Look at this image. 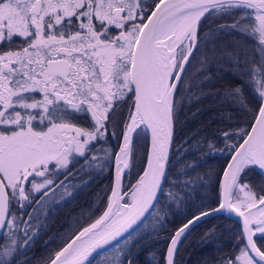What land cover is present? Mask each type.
Returning a JSON list of instances; mask_svg holds the SVG:
<instances>
[{"label":"snow or ice","instance_id":"obj_1","mask_svg":"<svg viewBox=\"0 0 264 264\" xmlns=\"http://www.w3.org/2000/svg\"><path fill=\"white\" fill-rule=\"evenodd\" d=\"M221 34L251 44L233 40L228 52ZM14 38L23 45L0 53V264L36 261L29 252L56 210L108 172L101 214L37 264H179L192 230L221 213L241 228L205 264H264V0H0V44ZM198 56L205 81L212 67L241 81L218 93L233 108L220 114L234 125L217 129L223 147L200 129L179 135L182 104L200 99L190 87ZM225 152L212 207L209 170H198ZM215 236L211 226L199 243Z\"/></svg>","mask_w":264,"mask_h":264},{"label":"trees","instance_id":"obj_2","mask_svg":"<svg viewBox=\"0 0 264 264\" xmlns=\"http://www.w3.org/2000/svg\"><path fill=\"white\" fill-rule=\"evenodd\" d=\"M148 2L151 3L152 0H148ZM209 22L215 26V24L230 21L212 20L210 18ZM233 40L239 41L241 44H251L250 40L241 35L229 36L221 34L218 37V42L223 45L224 49L228 52L233 51L236 47L232 43ZM220 55L221 53L218 49L217 56ZM199 58L198 56L196 60L191 61L193 68L190 69V87L193 92L200 96V99L190 104H182L177 117L179 121L177 127L180 129V136L200 129L201 134L212 138L219 148L223 147V142L216 136L217 129L223 128L224 130H228L234 127V125L221 118L220 114L222 112L233 111V108L231 105H221L218 93H221L226 85L239 84L241 81L233 77L230 72H217L216 67L210 69L214 74L212 81H205L203 77L200 76L199 72H195V69L200 66ZM214 64L216 66L223 64L224 67H231L230 64L222 60H214ZM194 72L195 76L192 75ZM197 85L202 89V93L197 91ZM245 92L249 97V101L254 103L252 94L248 92L247 88H245ZM121 112H127L126 104H121L117 108V113ZM235 119L240 127H247L250 117L241 115L236 116ZM71 122L80 127L89 126L87 117L77 116L73 118ZM109 145H111V148H114L115 140H110ZM109 145H105V147L109 148ZM111 148H109V150H111ZM143 154L144 148L139 154L141 159L143 158ZM227 159L228 154L226 152L223 154L217 153L198 170L200 172H203L204 169L209 170L210 179L206 181L209 185L206 192V201L212 207L216 206L215 201L219 199L220 177ZM112 179V172H108L105 176L98 177L88 189L80 193L76 200L56 210L55 214L51 217L48 229L41 233L35 240V244L29 252L30 256L36 257V261H33L32 264H37V261L53 254L54 251L58 250L64 242L68 240L74 231L90 222L103 210V201L98 202L96 194L100 192L102 188L111 185ZM261 179L260 174L253 171L249 175L248 182L256 185ZM102 194L103 193H101V195ZM82 210L91 212V216L84 215L81 217ZM211 226L216 227V236L213 238V243L200 244L199 240L202 234ZM170 227H174V225ZM239 230L240 225L233 218H228V216L222 213L210 216L206 221H202L193 229L188 239L184 242V246L178 257L179 264H205L206 261H214L217 256L232 250L230 248L234 244L236 234ZM162 235H167V233H163ZM156 246L162 251L166 246V242L160 240L156 243ZM104 264H109V261L105 259Z\"/></svg>","mask_w":264,"mask_h":264},{"label":"rangeland","instance_id":"obj_3","mask_svg":"<svg viewBox=\"0 0 264 264\" xmlns=\"http://www.w3.org/2000/svg\"><path fill=\"white\" fill-rule=\"evenodd\" d=\"M22 43H23L22 40L14 38L11 43L0 44V53H3L4 51H7L9 49H16V48L20 47V44H22ZM37 98H40L39 95H37ZM34 128H36V130H38V131H46L47 130L45 125L34 124ZM142 151H143L142 146L137 148L138 154H140Z\"/></svg>","mask_w":264,"mask_h":264},{"label":"water","instance_id":"obj_4","mask_svg":"<svg viewBox=\"0 0 264 264\" xmlns=\"http://www.w3.org/2000/svg\"><path fill=\"white\" fill-rule=\"evenodd\" d=\"M227 162H228V159H227L226 163H227ZM226 163H225L224 167L226 166ZM223 169H224V168H223ZM222 171H223V170H222ZM221 180H222V173H221V177H220V182H221ZM219 197H220V188H219ZM214 207H215V206H214ZM102 211H103V210H102ZM102 211H101V212H102ZM101 212H100L98 215H100ZM98 215H97L96 217H98ZM224 215H226V214H224ZM226 216H227V215H226ZM96 217H95V218H96ZM95 218H94V219H95ZM233 219H235V220L239 223L240 228H241V223H240V221H239L238 219H236V218H233ZM92 220H93V219H92ZM92 220H91L90 222H92ZM90 222H88V223H90ZM88 223H87V224H88ZM87 224L83 225L82 227L87 226ZM82 227H81V228H82ZM79 229H80V228H79ZM62 246H63V245H62ZM62 246H61V247H62ZM61 247H60V248H61ZM60 248H59V249H60ZM59 249H58V250H59ZM58 250H56V251H58Z\"/></svg>","mask_w":264,"mask_h":264},{"label":"flooded vegetation","instance_id":"obj_5","mask_svg":"<svg viewBox=\"0 0 264 264\" xmlns=\"http://www.w3.org/2000/svg\"><path fill=\"white\" fill-rule=\"evenodd\" d=\"M113 34H115V33H113ZM23 45V43L22 44H20V46H22ZM79 117V116H78ZM260 241H258V243H259ZM232 247H233V245H232ZM232 247L230 248V249H232Z\"/></svg>","mask_w":264,"mask_h":264}]
</instances>
